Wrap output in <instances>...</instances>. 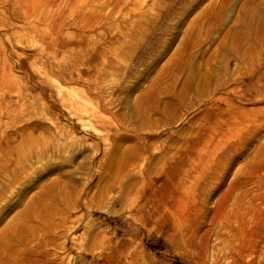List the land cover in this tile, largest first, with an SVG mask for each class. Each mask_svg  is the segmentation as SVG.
Instances as JSON below:
<instances>
[{
	"label": "rangeland",
	"instance_id": "374dc122",
	"mask_svg": "<svg viewBox=\"0 0 264 264\" xmlns=\"http://www.w3.org/2000/svg\"><path fill=\"white\" fill-rule=\"evenodd\" d=\"M43 1L29 22L18 17L17 4L0 6L4 9L0 12V110L7 117L2 131L27 134L33 139L30 145L37 144L36 135L48 132L43 143L52 146L49 153H59L61 158L56 155V162L41 166L37 177L30 176L23 195L18 194L15 205L3 213L0 235L30 199L42 211H50L44 217L45 225H50L44 228L33 222L42 248L53 251L55 243L64 245L51 256L56 260L51 259V264H219L215 255L224 245L215 232L199 252L191 240L171 239L141 224L129 202L138 192L132 190L133 184L142 183V167L155 172L161 154L171 146L178 148L202 123V109L217 84L237 85L234 101L253 117L246 135L253 139L235 158L232 170L249 158L264 159V50L252 44L259 43L264 33V0H121L122 12L101 24V12L110 14L102 0H56L54 6L52 0ZM77 5L79 14L71 11ZM62 8L67 12L59 26L64 33L69 27L74 33L91 35L82 50L71 43L53 50L50 57L47 50L54 42L44 41L52 35L45 17ZM11 22L17 27L10 28ZM136 60L140 63L130 69ZM167 68L176 69L170 85L179 105L165 117L150 110V104L157 98L169 99L172 85L161 86L155 96L149 88ZM199 72L208 75L206 83ZM114 88L112 108L98 111L99 118L92 112L78 116L68 106L80 100L89 109L96 108ZM101 118L114 124L108 144L101 139L105 132ZM24 148L22 159H29L31 149ZM135 155H140V162L129 160ZM14 168L9 165L7 171ZM63 173L79 188L76 205L68 209L70 216L65 219L60 205L49 207V200L37 193L49 180L61 174L64 179ZM68 192L70 201L75 196L73 186ZM255 205L257 216L249 225L258 223L263 228L264 193ZM72 236L80 250L69 248ZM32 243L39 245L36 239Z\"/></svg>",
	"mask_w": 264,
	"mask_h": 264
},
{
	"label": "bare ground",
	"instance_id": "6f19581e",
	"mask_svg": "<svg viewBox=\"0 0 264 264\" xmlns=\"http://www.w3.org/2000/svg\"><path fill=\"white\" fill-rule=\"evenodd\" d=\"M120 1L102 0L110 14L101 12L100 24L122 12L125 6ZM41 2L44 1L0 0V6L1 3L5 6L17 4L20 13L18 17L23 22H29L28 20L34 16L36 7ZM89 3H92V0H89ZM55 4L56 0L50 2V6ZM80 7L77 5V9L71 8V11L79 14ZM171 10L168 7L167 13H171ZM2 11L4 9L0 8V12ZM66 18L67 12L64 8L45 17L49 20L47 30L52 35L49 36L50 39L44 38V41L54 42L53 48L49 47L47 50L50 57L53 56V50L56 51L58 47L74 44V49L82 50L88 43V36L91 34L74 33L69 27H67V34L63 32V28L59 26L64 23V20L66 21ZM9 27L16 28L17 23L11 22ZM252 44L254 48L264 50V33L259 43L252 42ZM137 60L132 62V67L129 64L130 69L140 63ZM67 76L74 77L73 74H67ZM199 76L203 78V84L209 79L203 72H199ZM175 77V68L163 69L154 77L149 93L155 96L158 89L162 88L161 86H171L170 83L175 81ZM173 86L169 88L170 98L166 101L157 98L155 103L150 104V110L161 113L165 117L166 112L175 110L179 103ZM182 89L185 90V86ZM61 90L60 87L57 89L59 97H61ZM114 91L115 88L110 91L111 96L99 102L96 108L89 109L80 100H72L73 102L71 101L68 106L78 116L88 112L97 116V112L101 109L108 111L112 108ZM235 92L237 93V85L224 87L217 84L213 87L210 100L202 109L200 118L202 123L191 129L190 134L183 138L178 148L171 146L161 154L155 172L149 171L146 165L142 167V183L139 187L133 184L132 190L134 193L137 190L138 192L130 199L129 206L144 226L155 229L171 239L191 240L198 246L196 248L199 252L202 251V245L207 248L209 236L215 232L216 237L222 238L221 244L224 245L223 250H219L215 255L219 264H264V227L259 228L258 223L249 225L257 216L256 200L264 193V159L254 162L249 158L244 164L232 170L235 158L251 144L253 139L251 136H246L247 130L252 126L253 117L245 110L246 108H242L234 101L232 93ZM241 95L237 94L238 97ZM189 105L192 106L191 103ZM6 118L0 110V220L3 213L15 205L17 195H23L22 193L31 184L33 177L30 176L37 177L36 174L40 173L41 166L56 162L57 156L60 155L55 152L49 153L52 146L43 143L47 141L45 133L48 132L36 135L34 140L37 144L32 145L30 140L33 139L28 138L27 134L20 135L16 130L9 134L4 133L2 128L7 121ZM102 126L105 132L101 133V139L108 144L114 124L110 120H103ZM54 127L56 132L57 126ZM22 148L25 151L31 149L29 159H22L25 156ZM38 153H41L39 158L36 157ZM26 157L28 158L27 155ZM139 158H141L140 155H135L129 160L137 163L140 162ZM24 164L29 165V169L24 168ZM9 165L17 168L7 171ZM19 173L22 175L20 176ZM63 176L64 179L61 174L49 180L47 184L39 188L37 193L43 194L44 199L49 200V207L53 203L60 205L61 211L66 215L65 219L70 216L68 209L76 205L79 188L76 183L72 184L65 179V176L69 177L68 174L63 173ZM70 186H73L75 196L69 201L67 194ZM52 192L55 194H51ZM34 203L36 201L32 202L29 199L3 227L0 235V264H35L39 261L41 264H51V259L56 262L51 256H54L59 248H64V245L59 243L54 244L53 251L42 248L43 243L39 241V233L35 231L34 225L38 223L39 226L44 225V228L50 225V223L45 225L44 218L49 216L50 211H42L43 207L35 206ZM44 228L40 229L41 233H46ZM215 228L216 231H213ZM27 230H31L30 236L24 238ZM40 236L42 237L41 234ZM75 238L71 237L72 244L69 248L74 246L80 250ZM34 239L37 245L39 244L38 247H33Z\"/></svg>",
	"mask_w": 264,
	"mask_h": 264
}]
</instances>
